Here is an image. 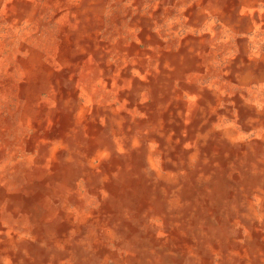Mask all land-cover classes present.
<instances>
[{
  "label": "bare ground",
  "instance_id": "6f19581e",
  "mask_svg": "<svg viewBox=\"0 0 264 264\" xmlns=\"http://www.w3.org/2000/svg\"><path fill=\"white\" fill-rule=\"evenodd\" d=\"M0 264H264V0H0Z\"/></svg>",
  "mask_w": 264,
  "mask_h": 264
}]
</instances>
